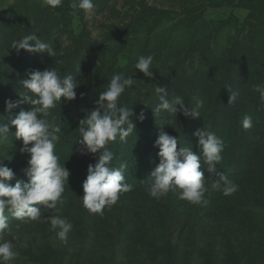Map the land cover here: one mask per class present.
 <instances>
[{
	"label": "rangeland",
	"instance_id": "374dc122",
	"mask_svg": "<svg viewBox=\"0 0 264 264\" xmlns=\"http://www.w3.org/2000/svg\"><path fill=\"white\" fill-rule=\"evenodd\" d=\"M71 2L63 0L57 12H49L51 8L43 5V0H0V42L4 37L2 31L7 28H18L25 33L27 30L28 35L35 32L41 39H46L50 29L49 41L55 43L58 40L63 50L70 42L67 27L75 31L77 39L89 37L97 41L117 36L120 32H111L124 27H139L145 32L162 28L157 36L143 40V44L149 43L145 56L151 54L154 57V79L135 69V62L127 58L125 50L118 56L117 69L113 73L133 76L136 80L119 101L133 109L136 130L124 141L119 154L113 151L112 161L114 167L127 163L125 178L132 190L122 193L111 207H105L103 215L85 209L81 198L82 185L88 174V165L97 162L99 153L81 154L79 122L67 129L53 122L61 128L58 133L61 139L55 149L60 157L59 163L74 175L69 177V184L65 183L63 195L66 202L63 206L58 205L60 211L55 214L71 222L73 230L64 244L45 219L51 215V210H42L44 215L40 220L29 222L10 215L12 221H9L10 230L5 239L12 241L19 253L10 264H147L151 260L146 253L154 247L143 235L160 236L165 223L171 220L177 243L190 214L194 222L192 231L200 249L209 251L206 262L195 264H264V206L247 203L245 192L250 185L247 186L245 180L235 182L239 190L225 196L222 191L212 188L219 177L207 172L202 159V170L209 179L208 183L205 181L208 189L204 195L206 203L192 204L172 192L156 199L150 197L146 189H138L159 163V149L154 143L169 114L166 111L157 116L154 114L153 109L159 103L156 86H167L170 96L179 88L177 82L184 85V90L190 88L194 72L203 68L208 58L231 57L235 70L233 89L239 93L237 102L250 110L253 139L264 155V102L253 90V85L264 84V0H95L94 12L88 19L82 10H75L77 15L74 16ZM77 20L74 28L73 23ZM58 30L64 31L62 38L57 36ZM15 39H22V36L16 35ZM161 46L165 48L162 51ZM117 47L119 44L114 49ZM4 49L0 61L12 52L10 47ZM111 49L106 55L109 62L113 60ZM118 50H115L117 54ZM20 91L24 92V89ZM197 94L193 100L185 98V103L196 104ZM141 111L146 119L137 123V113ZM7 116L4 109L0 110V119ZM84 117L80 116L78 121ZM137 124H141L139 129ZM194 131L193 127L190 128L181 140H195ZM13 140L8 135L7 139L0 140V160L13 169L15 177L8 183L14 186L17 180L28 181L29 156L20 151L23 141ZM153 156H156L155 163H150ZM217 168L221 171L218 165ZM225 175L228 177V173ZM261 179L259 184L256 183L257 189L264 190V177ZM230 207L244 209L258 227L250 229L247 236L242 234L238 225H232L233 220L241 216L230 212ZM243 238L248 241L246 247L229 243V240L233 244L239 243L238 240Z\"/></svg>",
	"mask_w": 264,
	"mask_h": 264
},
{
	"label": "clouds",
	"instance_id": "9594fccd",
	"mask_svg": "<svg viewBox=\"0 0 264 264\" xmlns=\"http://www.w3.org/2000/svg\"><path fill=\"white\" fill-rule=\"evenodd\" d=\"M63 0H43V5L58 8ZM95 0H72L70 7L82 10L86 19L90 18L95 9ZM74 21L73 27H76ZM13 48L26 50L30 53H47L55 57L56 52L52 44L43 41L35 32L25 35L19 41H13ZM153 55H139L134 67L146 77L154 79ZM28 79L22 83L31 95L21 94L22 99L5 101L6 112L9 113L10 125L15 126V138L23 141L22 154H28V181L17 180L14 186L8 181L15 177L12 168L0 160V264H10L19 253L5 235L10 230L9 215L24 222L40 220L44 215L42 210H51V215L44 218L50 222L51 230L56 232L57 238L64 244L68 242L69 233L73 225L59 213L60 207L66 202L64 197L65 183L69 184L70 172L59 163L60 157L56 154V145L59 143L61 128L48 119L52 109L62 98L72 101L77 98V89L81 82L74 80L72 75L62 76L56 69H36L28 73ZM133 76L114 74L107 87L99 94L95 107L88 111L79 121V134L82 139L81 154H97V162L88 165V174L83 182V207L92 213L103 215L105 207H111L120 198L122 193L132 190L127 183L125 171L127 163L119 167L112 166L114 153L107 145L121 142L136 130L132 117L133 109L120 104V97L126 89L135 83ZM229 91L228 104L236 102L238 92ZM253 90L259 93L264 102V84L253 85ZM159 103L153 109L155 116L161 111L170 114L182 113L193 119L201 116L199 109L204 106L203 100H196L195 107L186 106L185 99L179 95H169L167 86L157 85L155 88ZM83 95V94H81ZM22 104L30 105L29 110L23 108L18 114L12 115V109ZM190 104V103H189ZM191 105V104H190ZM138 119L143 122L145 113L141 111ZM242 126L249 129L253 126L250 116H244ZM9 124H0V140L7 139ZM194 135L197 139L198 151L191 147L181 146L178 150L177 137L161 130L154 147L159 149V163L150 172L147 179L146 191L152 198L159 199L169 192L177 194L179 199L187 200L192 204L206 203L204 195L208 191L205 186V172L202 170L201 160L207 165V172L219 177L212 184V188L222 191L229 196L239 190V185L219 171L217 165L221 163L224 142L209 128L197 130ZM222 182V183H221ZM6 213H8L6 215Z\"/></svg>",
	"mask_w": 264,
	"mask_h": 264
},
{
	"label": "trees",
	"instance_id": "16d2710c",
	"mask_svg": "<svg viewBox=\"0 0 264 264\" xmlns=\"http://www.w3.org/2000/svg\"><path fill=\"white\" fill-rule=\"evenodd\" d=\"M49 10V12H57V8ZM161 29L154 28L145 32L139 27H124L111 32H120L117 36L114 35V38L108 37L102 41H97L89 37L77 39L75 31L67 27L66 31L69 34L68 41L70 42L67 48L63 50L60 48L58 40L55 43L49 41L50 29H48L45 35L46 39L42 40L52 44L56 52L55 57H50L47 53H30L22 49L17 51L16 48L12 47V44L13 41H19L20 39L14 40V38L16 35H21L22 38L28 35L27 30L25 33V30H19L18 28L5 29L2 31L4 37L0 42V56L5 50L4 47H10L12 52L9 51L10 54L2 57L0 61V110H5V101L8 99L16 101L22 99L21 94L31 95L22 83L29 78L28 73L30 71L56 68L62 76L70 74L74 77V80L80 81L81 84L76 90L77 98L69 102L62 98L60 102H57V107L50 110L51 116L48 119L61 128L63 126L65 129L72 128L75 122H79L78 118L80 116L86 115L88 111L96 106L95 101L98 100L99 94L107 87L114 71L117 69L118 56L127 51V58L135 62L139 55H145L147 51L145 49L149 47V43L143 44V40L148 41L145 37L157 36L160 34ZM58 31L57 36L62 38L64 31ZM114 42L115 45L119 44V47L116 48L119 49L118 54L115 52ZM110 49L113 53L112 62H109L106 56L107 51ZM159 49L162 51L165 48L161 46ZM230 58L224 57L216 60L215 58H208L203 68L196 69L191 79L190 88L186 90H184V85L180 86V83L177 82L179 88L173 93L174 95L193 100L195 93L198 92L196 97L204 101V106L199 109L201 116L193 119L184 116L182 113H177V115L169 113L165 121L162 122L161 127L164 131H169V134L176 136L178 139L180 138L177 146L178 150L181 146H184L191 147L194 151H198V138L196 137L195 140H192L193 138L191 140H189L190 138L181 140V136L183 135L184 138L185 132L192 127L195 130L194 133L204 127L209 128L224 142L223 159L218 164L221 172L228 173V178L237 183L245 180V184L250 185V188H247L245 192L247 203L262 207L264 206V190H262L263 188L257 189L256 183L264 177V155L254 142L252 127L245 129L241 123L244 116L251 117L250 110L246 106L239 105L237 100L231 105L228 104L229 91L226 88L234 91V69L233 61ZM22 89H24V92L20 91ZM183 90L185 94L182 93ZM195 90L197 92H194ZM243 92L246 94V91ZM185 104L189 107H195L196 105H190L188 102ZM30 107L28 104H22L12 109V115L18 114L22 108L29 110ZM152 108L154 107L152 106ZM6 113L8 114L7 118L0 119V124H9L8 138L16 141V128L10 125L9 113ZM138 115L139 113H137V123L140 121ZM132 119L134 122L135 118ZM141 124H137V129ZM137 142L139 143L138 140ZM123 145L124 142L117 138L115 142H110L107 147L112 151H118L119 154ZM155 160L156 156H153L150 163H155ZM70 167L75 168L73 165H70ZM70 176L74 177L71 171ZM205 181L208 183L209 179L205 178ZM260 184L262 183L260 182ZM146 187L147 182H142L138 189H146ZM225 208L223 207V209ZM230 208V212H237L241 216L233 220L232 225H238V231H241L242 234L247 236L250 229L258 227L255 220L248 212H244V209L240 211L235 207ZM190 215H188L189 218H187V223L183 228L184 232L177 239V243H175V235L172 231L173 222L171 220L165 223L160 236L143 235V238L152 243L154 247L146 253L151 260L147 264H195L208 260L209 251L200 249L195 233L192 231L194 222ZM9 221H12L10 215ZM238 241L239 243L233 244L229 240V243L231 246L238 245L240 247L248 245V241L244 238Z\"/></svg>",
	"mask_w": 264,
	"mask_h": 264
},
{
	"label": "crops",
	"instance_id": "0c3cea01",
	"mask_svg": "<svg viewBox=\"0 0 264 264\" xmlns=\"http://www.w3.org/2000/svg\"><path fill=\"white\" fill-rule=\"evenodd\" d=\"M0 9H2V8H0Z\"/></svg>",
	"mask_w": 264,
	"mask_h": 264
}]
</instances>
